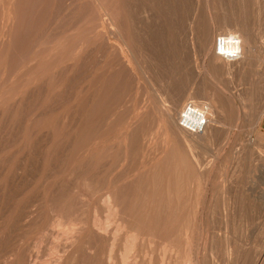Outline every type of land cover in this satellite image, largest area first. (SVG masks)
I'll return each instance as SVG.
<instances>
[{
	"label": "rangeland",
	"instance_id": "1",
	"mask_svg": "<svg viewBox=\"0 0 264 264\" xmlns=\"http://www.w3.org/2000/svg\"><path fill=\"white\" fill-rule=\"evenodd\" d=\"M205 1L0 0V264H264V0Z\"/></svg>",
	"mask_w": 264,
	"mask_h": 264
},
{
	"label": "bare ground",
	"instance_id": "2",
	"mask_svg": "<svg viewBox=\"0 0 264 264\" xmlns=\"http://www.w3.org/2000/svg\"><path fill=\"white\" fill-rule=\"evenodd\" d=\"M208 1V0H207ZM207 1H205V3L207 2ZM210 1V0H209ZM212 2H214V1H212ZM212 6V5H211ZM215 6V5H214ZM197 7V6H196ZM218 7H220L219 6V4H218ZM213 8H215L216 9V7H213ZM208 9H210L209 8V6H208ZM209 11V10H208ZM216 11V10H215ZM216 13V12H215ZM209 14H210V12H209ZM215 15V14H214ZM209 16V15H208ZM212 17H213V15H212ZM195 18V17H194ZM210 18V17H209ZM211 20V19H210ZM213 20V19H212ZM215 20V19H214ZM207 21H209V20H207ZM114 22V21H113ZM116 22V21H115ZM213 22V21H212ZM206 23H208V22H206ZM206 23H204L203 25L205 26V24ZM118 23H116V25H117ZM198 24V23H197ZM214 24V23H213ZM208 24H206V26H207ZM214 25H216V24H214ZM203 26V28L204 29H206L205 27ZM210 27V26H209ZM208 27V28H209ZM213 27H215V26H213ZM218 28V27H217ZM200 29H201V27H200ZM216 29V28H215ZM217 30V29H216ZM215 32L216 31H214V28H212V26H211V28L207 31V32H205L204 34H201L200 35V37L199 38H197L198 39V41L197 42H199L200 41V46H201V48L203 49H201L202 51H204V52H207V51H209V50H211L212 49V51H213V54L215 55V56H217V57H219V58H221L222 60H224V61H226V62H231V61H228V60H225L223 57H221L220 55H217V54H215V52H214V46H215V39H216V35H215ZM238 32V31H237ZM220 33V32H219ZM232 33V32H231ZM199 34H200V32H199ZM227 35H231V36H236V37H238L240 40H241V48H242V56H241V58H242V60L243 61H246L249 57V53H250V49L248 48L247 50H246V48H245V46L243 45V42H242V39H241V37H240V35L241 34H227ZM197 37H198V35H197ZM213 38H215L214 39V42H213ZM130 44V43H129ZM212 51H210V52H212ZM210 52H208V54H210ZM204 54V53H203ZM207 54V55H208ZM211 55V54H210ZM214 58V57H213ZM240 58V59H241ZM239 59V60H240ZM238 61V60H237ZM235 62V61H234ZM229 64V63H228ZM232 64V63H231ZM228 69V68H227ZM231 70V69H230ZM226 90V89H225ZM191 98V97H190ZM164 99V98H163ZM166 99V98H165ZM192 100V99H191ZM194 101V100H193ZM162 102H163V100H162ZM191 102V101H190ZM192 104V106H193V110H188L187 109V106H188V104H189V102H187L184 106H183V109H182V111H181V113H180V116H179V118H178V125L180 126V128H182L185 132H187V133H189V134H191V135H194V137H195V139H196V136H198V135H202V134H204V133H206V131H207V129L209 128V126L211 125L210 123L212 122V120H211V118H210V120H209V116H208V110H210L209 109V107L208 106H199V105H197V104H195V103H193V102H191ZM211 108V107H210ZM169 109V108H168ZM168 114H169V117L171 118V119H174L175 120V118H174V111H172V109L171 110H168ZM183 116H185L186 118H188V120H190V124H192V125H195V124H198V123H201L202 121L204 122V124H203V128H202V131L201 132H198V133H195V132H191V131H189V130H187L186 128H184L182 125H181V121H182V119H183ZM215 116V115H214ZM169 120V119H168ZM169 122V121H168ZM177 125V126H178ZM172 126V125H171ZM213 128V127H212ZM211 128V129H212ZM210 129V130H211ZM177 131V130H176ZM184 131H183V133H184ZM178 132V131H177ZM211 132H213V129L211 130ZM211 134V133H210ZM207 136V135H206ZM186 137H187V135H186ZM186 137H185V139H186ZM208 137H210V136H208ZM190 138V137H189ZM184 139V140H185ZM191 139V138H190ZM209 139V138H208ZM211 140V139H210ZM191 141V140H190ZM192 141H193V139H192ZM201 141V140H200ZM211 142V141H210ZM205 143V142H204ZM195 144H196V142H195ZM194 144V145H195ZM198 144V143H197ZM196 144V145H197ZM198 146V145H197ZM192 147H195V146H192ZM204 147V146H203ZM200 148V147H199ZM261 148V147H260ZM190 149V148H189ZM193 149V148H192ZM195 150V149H194ZM111 191V190H110ZM117 208V207H116ZM115 208V209H116ZM114 209V210H115ZM56 210V209H55ZM65 210V209H64ZM116 213V212H115ZM112 214H113V212H112ZM110 216H108V218H109ZM113 218V217H112ZM97 219V218H96ZM94 221H96V220H94ZM74 225V224H73ZM95 225V224H94ZM101 225H102V223H101ZM119 225V224H118ZM103 226V225H102ZM102 226H99V227H102ZM104 226H106V224H104ZM122 226V225H121ZM121 226L119 225V230H121ZM99 229V228H98ZM118 229H117V231H118ZM123 229V228H122ZM124 230V229H123ZM72 232V231H71ZM134 234V233H133ZM130 236V235H129ZM134 236V235H133ZM137 235H135V237H136ZM133 238L134 237H132V240H133ZM135 239V238H134ZM140 240V239H139ZM264 241V240H263ZM113 243V242H112ZM135 244H134V247H135V245H136V242H134ZM129 246V245H128ZM131 246V245H130ZM133 246V245H132ZM113 247V246H112ZM165 247H167V246H165ZM89 248V247H88ZM264 248V247H263ZM135 249V248H134ZM134 249H132V250H134ZM130 250V249H129ZM128 250V251H129ZM167 250V249H166ZM259 250V249H258ZM127 251V250H126ZM124 252H125V250H124ZM131 252V251H130ZM256 252V251H255ZM165 253V252H164ZM168 253V252H167ZM166 253V254H167ZM257 253H258V251H257ZM122 254H124V253H122ZM121 254V255H122ZM127 254H128V252H127ZM126 254V255H127ZM131 254V253H130ZM129 254V255H130ZM133 254H135V253H133ZM256 254V253H255ZM190 255V254H189ZM124 256H125V254H124ZM187 256V255H186ZM121 257V256H120ZM122 258H123V256H122ZM129 258V257H128ZM128 258H126V259H128ZM134 258V257H133ZM186 258V257H185ZM110 259V258H109ZM125 259V258H124ZM76 262V261H75ZM181 262V261H180ZM44 263V262H43ZM23 264H24V262H23ZM123 264V263H122ZM201 264V263H200Z\"/></svg>",
	"mask_w": 264,
	"mask_h": 264
},
{
	"label": "built area",
	"instance_id": "3",
	"mask_svg": "<svg viewBox=\"0 0 264 264\" xmlns=\"http://www.w3.org/2000/svg\"><path fill=\"white\" fill-rule=\"evenodd\" d=\"M214 52L217 55H220L225 60L234 62L241 58L242 56V48H241V40L236 36H231L227 34H218L215 39V46H214ZM192 103L189 102L187 109L193 110ZM190 120L183 116V119L181 121V125L186 128L187 130L191 132H201L203 128L204 122L192 125L189 123Z\"/></svg>",
	"mask_w": 264,
	"mask_h": 264
}]
</instances>
